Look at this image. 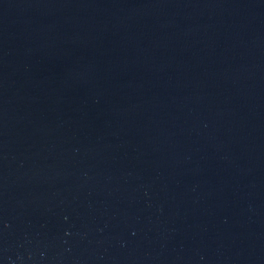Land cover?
Masks as SVG:
<instances>
[{
    "label": "water",
    "instance_id": "obj_1",
    "mask_svg": "<svg viewBox=\"0 0 264 264\" xmlns=\"http://www.w3.org/2000/svg\"><path fill=\"white\" fill-rule=\"evenodd\" d=\"M0 264H264V0H0Z\"/></svg>",
    "mask_w": 264,
    "mask_h": 264
}]
</instances>
